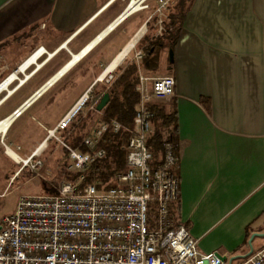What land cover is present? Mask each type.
<instances>
[{
  "label": "crops",
  "instance_id": "crops-1",
  "mask_svg": "<svg viewBox=\"0 0 264 264\" xmlns=\"http://www.w3.org/2000/svg\"><path fill=\"white\" fill-rule=\"evenodd\" d=\"M131 1L0 0V83L16 76L12 94L0 97V121L85 51L8 125L0 138V184L31 181L19 159L32 155L42 174L50 159L59 160L69 137L56 128L59 121L84 92L104 87L100 79L117 74L140 39L155 38L151 19L166 2L168 19L184 13L171 60L162 50L151 59L156 69L139 76L162 72L175 81L174 95L153 103L173 104L176 112L174 212L201 254L237 264L264 247V0H146L145 8L129 7ZM139 32L129 54L105 73ZM39 48L44 52L20 71Z\"/></svg>",
  "mask_w": 264,
  "mask_h": 264
},
{
  "label": "built area",
  "instance_id": "built-area-1",
  "mask_svg": "<svg viewBox=\"0 0 264 264\" xmlns=\"http://www.w3.org/2000/svg\"><path fill=\"white\" fill-rule=\"evenodd\" d=\"M145 1L132 0L129 7L145 8ZM158 4L160 13L166 2ZM162 32L164 28L158 21L157 36H162ZM43 52L39 48L32 57L35 60ZM142 57L140 50H134L131 62L137 63ZM114 78L109 73L100 81L107 89ZM174 87V78L169 75L139 76L135 87L139 101L131 129L115 120L100 121L83 138L86 152L63 144L68 151L67 170L78 173V178L51 185L53 194L17 199L14 211L0 220V264H224L214 252L201 254L197 240L176 219L174 205L179 198L176 144L163 142L155 165L147 146L154 118L150 106L173 96ZM46 89L31 95L37 94L31 103ZM91 98L88 89L56 128L65 130ZM95 105L96 100L88 109L94 110ZM20 112L17 109L9 117L15 118ZM108 129L114 133L124 129L130 134L125 170L115 174V186L108 190L99 191L94 184L80 189L84 172L105 157V151L97 145ZM31 158L32 155L19 162L47 181L49 172L39 174L42 163L32 162ZM237 264H264V247Z\"/></svg>",
  "mask_w": 264,
  "mask_h": 264
},
{
  "label": "trees",
  "instance_id": "trees-1",
  "mask_svg": "<svg viewBox=\"0 0 264 264\" xmlns=\"http://www.w3.org/2000/svg\"><path fill=\"white\" fill-rule=\"evenodd\" d=\"M183 16L184 13L177 10L165 24L162 36L147 40L145 35L140 39L135 45V48L143 53L139 63L126 62L124 65L118 66L117 74L107 89L101 87L91 92V96L95 94L97 96L96 105L105 93L109 97L108 103L99 113L96 111L95 105L94 110L88 109L85 116H82L81 110L73 116L71 123L64 130L65 134H69V137L64 140L67 147L83 153L87 151L82 141L86 135H84V131L93 121V118L99 119V122L104 121L107 123L115 120L125 129L132 128L136 105L139 101V96L135 91L139 72L141 69H156L157 62L155 60L151 61V59L156 58L159 51H172L181 28ZM91 100L93 101V98ZM92 101L88 102L84 108H88ZM150 110L154 114L153 131L148 139L147 146L153 155V165H155L160 158L163 142L176 143L177 120L173 104L169 106L154 104L150 106ZM129 136V132L124 129L117 133L108 129L102 135L97 148L105 151V157L92 164L84 172V179L78 188L81 189L86 184H94L99 191H105L115 186L113 181L115 174L125 170L126 144ZM64 153L67 155L68 151L64 149ZM62 170L69 181H75L79 176L76 172L68 171L66 164L62 166ZM54 192V190H50V194ZM175 211L178 212V206H176Z\"/></svg>",
  "mask_w": 264,
  "mask_h": 264
},
{
  "label": "rangeland",
  "instance_id": "rangeland-1",
  "mask_svg": "<svg viewBox=\"0 0 264 264\" xmlns=\"http://www.w3.org/2000/svg\"><path fill=\"white\" fill-rule=\"evenodd\" d=\"M168 13L169 11L167 9H162L161 12L158 14L156 19H152L150 23V29L151 33H154L155 37L157 36V27H158V21H161V25L164 28L165 24L168 22ZM163 34V32H162ZM134 50H137L135 47L130 52V54L125 58L123 63L129 62ZM162 54L161 51L158 52L157 56H160ZM115 72H113L114 74ZM161 77L167 76L164 73L160 72ZM163 74V76H162ZM160 76V75H159ZM11 89V88H9ZM6 92H3L0 94V97L5 95ZM99 122V119L93 118V121L90 123L88 127H86V130L84 131V135L87 134L92 128H94ZM50 154V153H49ZM61 154V153H59ZM54 158V157H53ZM66 164H69V158L68 155L65 153L59 156V160L55 161L49 160L48 165L43 169V171H48L49 176L47 177V181H44L43 179H40L35 176V171H30L29 168L25 169L23 173L27 175V177L31 178V181L28 182L24 187L18 188L17 183H14L12 185V182L6 187V183L3 182L0 184V220L10 213H12L15 209L17 199L20 196L25 195H45L50 194V190H53L51 188V185H57L62 180H67L65 177V174L62 172V166ZM39 174L41 173V169L37 171ZM69 181V180H68ZM5 189V190H4Z\"/></svg>",
  "mask_w": 264,
  "mask_h": 264
},
{
  "label": "bare ground",
  "instance_id": "bare-ground-1",
  "mask_svg": "<svg viewBox=\"0 0 264 264\" xmlns=\"http://www.w3.org/2000/svg\"><path fill=\"white\" fill-rule=\"evenodd\" d=\"M140 35H141V32H139V34L138 35H136L131 41H130V43L128 44V46L119 54V56L115 59V61L114 62H112V64L107 68V70L105 71V73H109V72H111L113 69H114V67L117 65V64H119L123 59H124V57H125V55L128 53V51L130 50V49H132L133 47H134V45H135V43H136V40L140 37ZM85 53V51L84 52H82L80 55H78V56H75L74 58H73V60L56 76V77H54L50 82H49V84L48 85H45L41 90H39L38 92H37V94H39V93H41L44 89H46L50 84H52L53 82H54V80L60 75V74H62L65 70H67V68H69L71 65H73L83 54ZM129 54V53H128ZM33 60H34V57H32V58H30L23 66H21V68H20V71H23L24 70V68L25 67H27V65L29 64V63H31V62H33ZM104 73V74H105ZM14 80H16V76L13 74V75H11V76H9L6 80H4L3 82H1L0 83V94H1V92H3V91H6L7 93H10V94H12V89L11 90H8V85H10L11 84V82H13ZM36 94V95H37ZM36 95H34L33 97H32V99L30 100V101H32L33 100V98H35L36 97ZM29 101V102H30ZM0 103H1V101H0ZM76 108V107H75ZM74 108V109H75ZM19 111H21V110H19ZM12 118H13V116H11V117H9V118H6V119H4V120H2L1 122H0V134H5V132H6V129L8 128V125L10 124V122L12 121ZM8 154L13 158V159H15V160H18L10 151H8Z\"/></svg>",
  "mask_w": 264,
  "mask_h": 264
},
{
  "label": "water",
  "instance_id": "water-1",
  "mask_svg": "<svg viewBox=\"0 0 264 264\" xmlns=\"http://www.w3.org/2000/svg\"><path fill=\"white\" fill-rule=\"evenodd\" d=\"M171 53H172V51H169V60H171ZM49 82H50V81H49ZM49 82H48L47 84H49ZM42 88H43V87H42ZM42 88H40V90H41ZM9 95H10V93H7L5 97H7V96H9ZM31 99H32V97L28 98L27 101H26V102H25L20 108H18V110H21L23 107H26L27 105H29V104L31 103V101H30ZM108 100H109L108 94L105 93V94L101 97V99L99 100V102L97 103V105H96V111H97V112H100V111L106 106V104L108 103ZM29 101H30V102H29Z\"/></svg>",
  "mask_w": 264,
  "mask_h": 264
}]
</instances>
